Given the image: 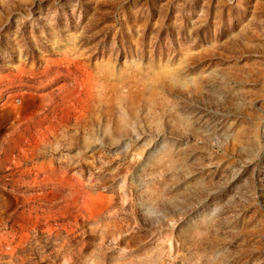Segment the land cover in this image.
<instances>
[{"label":"rangeland","instance_id":"374dc122","mask_svg":"<svg viewBox=\"0 0 264 264\" xmlns=\"http://www.w3.org/2000/svg\"><path fill=\"white\" fill-rule=\"evenodd\" d=\"M0 264H264V0H0Z\"/></svg>","mask_w":264,"mask_h":264}]
</instances>
